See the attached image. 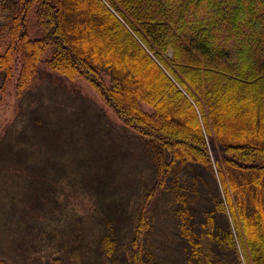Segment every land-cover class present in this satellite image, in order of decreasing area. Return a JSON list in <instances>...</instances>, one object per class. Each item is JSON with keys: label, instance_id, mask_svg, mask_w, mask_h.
<instances>
[{"label": "trees", "instance_id": "trees-1", "mask_svg": "<svg viewBox=\"0 0 264 264\" xmlns=\"http://www.w3.org/2000/svg\"><path fill=\"white\" fill-rule=\"evenodd\" d=\"M0 5L8 10L0 20L5 81L16 60L19 88L42 61L68 79L84 78L124 126L152 143L155 178L137 205L128 264L147 260L141 237L163 190L176 202L190 262L216 244L227 253L222 264H264V0ZM198 192L209 201L200 221ZM102 221L98 241L112 258L116 234L111 219Z\"/></svg>", "mask_w": 264, "mask_h": 264}, {"label": "rangeland", "instance_id": "rangeland-1", "mask_svg": "<svg viewBox=\"0 0 264 264\" xmlns=\"http://www.w3.org/2000/svg\"><path fill=\"white\" fill-rule=\"evenodd\" d=\"M7 11L0 5V20ZM18 68L16 60L6 81L0 70V260L128 264L137 205L155 178L152 143L124 126L84 78L68 79L42 61L19 88ZM198 195L200 221L209 201ZM175 205L164 190L152 200L141 237L145 264H222L227 253L216 244L197 263L187 259ZM105 217L116 234L112 258L98 241Z\"/></svg>", "mask_w": 264, "mask_h": 264}]
</instances>
